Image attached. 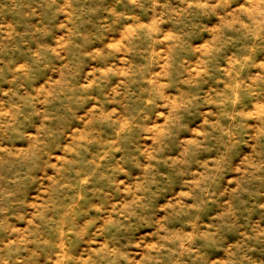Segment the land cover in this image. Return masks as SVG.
<instances>
[{
    "label": "rangeland",
    "instance_id": "obj_1",
    "mask_svg": "<svg viewBox=\"0 0 264 264\" xmlns=\"http://www.w3.org/2000/svg\"><path fill=\"white\" fill-rule=\"evenodd\" d=\"M0 264H264V0H0Z\"/></svg>",
    "mask_w": 264,
    "mask_h": 264
}]
</instances>
